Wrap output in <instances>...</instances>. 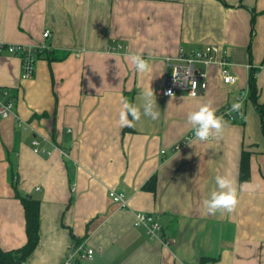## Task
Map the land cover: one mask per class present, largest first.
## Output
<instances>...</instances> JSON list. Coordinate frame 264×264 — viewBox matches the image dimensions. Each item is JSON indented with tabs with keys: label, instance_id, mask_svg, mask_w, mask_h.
<instances>
[{
	"label": "crops",
	"instance_id": "obj_1",
	"mask_svg": "<svg viewBox=\"0 0 264 264\" xmlns=\"http://www.w3.org/2000/svg\"><path fill=\"white\" fill-rule=\"evenodd\" d=\"M0 44L69 53L50 65L38 59L29 80L17 55L0 54V102L14 103L0 117L1 250L26 244L27 197L39 201V228L25 264H64L74 241L94 251L81 264H264V136L249 99L256 69L264 107V0H0ZM208 44L228 54L236 83L223 84L211 66L203 95L163 97L170 61ZM130 54L150 71L138 72ZM149 86L155 120L143 115ZM123 100L141 110L131 127L119 123ZM237 102L243 117L221 138L185 140L189 112ZM242 151L250 154L246 183L238 180ZM217 176L237 189L230 213L203 205ZM152 178L153 192L145 189ZM110 191L125 194V208ZM137 212L157 218L169 245L133 226Z\"/></svg>",
	"mask_w": 264,
	"mask_h": 264
},
{
	"label": "built area",
	"instance_id": "obj_2",
	"mask_svg": "<svg viewBox=\"0 0 264 264\" xmlns=\"http://www.w3.org/2000/svg\"><path fill=\"white\" fill-rule=\"evenodd\" d=\"M49 32L45 31L43 38H48ZM46 48L42 46H24V45H3L0 44V54L2 51L11 55H17L20 58V77L22 80H29L35 73V52ZM215 66L220 70L222 83L225 85H234L236 78L231 74L232 63L228 54L220 46L214 44L205 45L198 51L185 53L179 51L178 55L170 61L169 76L166 78L165 87L162 90L163 97H171L178 93L185 92L189 97L196 98L203 95L207 89V71L209 67ZM175 75V76H174ZM192 93H195L194 95ZM4 96L8 91L3 92ZM239 110L233 108H223L215 112L217 116H222L227 122L241 119L244 108L241 102ZM14 103L12 101L0 102V117L8 118L13 111ZM194 130L186 136L185 140H193ZM211 140V139H210ZM209 140V141H210ZM179 147L176 146L175 150ZM109 199L120 208L127 205L125 194L122 192L110 191ZM133 226L140 228L151 239L159 241L164 245H169L165 237L162 236V228L157 218L148 213L137 212L134 214ZM94 251L82 244L72 246L68 252L64 264H73L76 260L92 261ZM25 264V263H20ZM209 264V263H204Z\"/></svg>",
	"mask_w": 264,
	"mask_h": 264
},
{
	"label": "clouds",
	"instance_id": "obj_3",
	"mask_svg": "<svg viewBox=\"0 0 264 264\" xmlns=\"http://www.w3.org/2000/svg\"><path fill=\"white\" fill-rule=\"evenodd\" d=\"M127 59L131 62L134 68L140 73L150 71V64L140 55L130 54ZM175 76V75H174ZM91 87V82L89 83ZM193 95L195 93H192ZM123 110L120 112V125L131 127L134 122L141 118V110L137 105L129 103L127 100L122 101ZM143 115L155 120L159 116L156 110V99L154 92L150 86L147 91L143 93ZM233 110H239L240 103L233 104ZM131 116L132 120L128 117ZM187 123L190 124L194 130V138L191 143L205 142L210 139H219L222 136L224 129L228 126V122L222 116H217L215 111L209 104L201 105L197 110L189 112L187 115ZM217 190L212 191L210 197L203 201V205L208 214H215L219 210L232 212L238 204V192L233 186V181L223 177L217 176L215 178Z\"/></svg>",
	"mask_w": 264,
	"mask_h": 264
},
{
	"label": "trees",
	"instance_id": "obj_4",
	"mask_svg": "<svg viewBox=\"0 0 264 264\" xmlns=\"http://www.w3.org/2000/svg\"><path fill=\"white\" fill-rule=\"evenodd\" d=\"M69 53L66 51H54V50H42L35 52L36 61L40 58H44L48 64L53 62L63 61L68 57ZM256 69L250 71L249 79V99L253 101V105L259 114L261 130L264 136V107L257 103V90L254 83ZM4 91H2L3 94ZM237 120H234L235 122ZM249 158L250 154L246 151H242L239 163V175L238 180L240 183H246L250 180V169H249ZM9 171L8 181L9 184L15 188L16 179L13 173ZM154 179H150L145 185V189L153 192ZM24 218H25V232L27 241L26 244L15 251L5 252L0 249V264H20L35 250L38 244V228H39V201L30 198L21 199ZM80 241H74V246L79 245ZM73 264H81V261L76 260Z\"/></svg>",
	"mask_w": 264,
	"mask_h": 264
}]
</instances>
